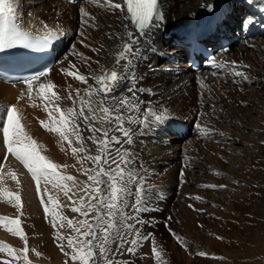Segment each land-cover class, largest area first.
<instances>
[{
  "label": "bare ground",
  "instance_id": "6f19581e",
  "mask_svg": "<svg viewBox=\"0 0 264 264\" xmlns=\"http://www.w3.org/2000/svg\"><path fill=\"white\" fill-rule=\"evenodd\" d=\"M211 1L213 0H158L165 15L164 24L156 31L153 41L143 48L142 59L136 64L137 74L143 77L138 87L151 88L156 92L155 96L140 94V99L152 100V106L160 111H166L167 118L161 124L145 129L142 135L139 133L140 126L125 124V127L137 129L135 142L132 145L125 143L122 148H118L121 154L127 149L139 158V162L145 167L143 175L145 180H158L150 193L151 202L153 199L156 203L165 201L169 204L173 200V203L179 204L178 197L184 191L183 183L186 178L183 168H180L181 170L176 168L179 166V160L188 167L189 181L192 179L197 186L207 185L209 181L205 178V174L214 169L223 174L219 179L221 182L224 174H227L224 167L227 164V158L230 162V151H239L247 144L242 136L244 132L257 128L264 137V0H251V2L222 0L226 10L223 22L225 26L228 27L231 24L232 27L242 26L243 29L240 43H232L222 54V58L227 62L236 61L239 65L248 66L240 69L249 76L246 83L241 84L240 78H234L228 69L215 75L203 72L194 74L182 70L180 68L184 64L181 60L182 51L172 46V36L166 35L168 31L181 27L191 15L202 8V5ZM102 2L103 0H99V3L94 4L90 0L69 4L59 0H13L16 5L15 16L33 33L59 31L64 33V40L58 53V63L51 68L46 78L42 77L39 82L34 83L32 99L28 98L27 86L23 82L9 84L0 81V113L4 107L15 106L23 132L36 142L41 155L60 166L57 171L64 176H69L68 173H63L66 168V159L70 155L68 142L62 141L58 133L47 130L40 123L50 121L51 107L49 106V111H45V106L50 99L65 112L70 108L79 110V103L74 105V101L77 100L76 89L83 90L86 85L74 79L73 76L67 75L63 69L73 72L79 70V73L85 76L93 73L103 75L110 74L112 70L123 73V65L126 63L121 61L120 65H116L115 53L120 50L116 44L119 41L114 43L106 36V33L115 31L123 33L124 30L120 27L122 21L117 18L120 12L119 10L112 12L101 7ZM114 2H120V0H114ZM82 7L95 18L94 21L89 20L88 24L81 23L79 9ZM249 18L251 23L247 22ZM123 22L128 23L130 30L134 31L130 21ZM93 23L95 27L90 26ZM45 25L47 28L44 27ZM232 30L233 28H230V31ZM80 33L84 35L81 36ZM134 35L138 34L134 31ZM100 43L105 45V49L99 53L92 51L93 48H99ZM84 58H88L87 62ZM69 62L76 67L69 68ZM233 79L237 82L233 83ZM49 81L54 85L53 91L60 97L59 100L52 97L47 87L42 90L44 99H41L39 84L47 85ZM88 83L96 86L92 79H89ZM201 83L204 87H201ZM204 91L209 92L210 99H204L202 96ZM22 92L25 93L23 97H21ZM121 92L131 95L126 93L125 87H121L116 94L119 95ZM69 95L72 99H69ZM81 95L83 96V91ZM201 112L203 117L199 115ZM53 115L58 116L55 113ZM232 119L233 122H231ZM173 121L178 125L177 132H181L182 137H178L175 129L170 126ZM76 122L81 126L88 154L97 155L96 145L87 139L91 133L87 131L82 120ZM200 122L202 126L204 124L209 126L205 128L211 129V133L204 135L205 132L197 128L198 124L201 126ZM229 122L241 131L238 136L227 132L229 128H225L224 124ZM95 127L99 128L101 124L97 121ZM118 134L116 131L110 133V135H121ZM207 136L208 139H205ZM115 149L110 150L112 155H117ZM261 149L263 153L264 144L261 145ZM5 153L3 133L0 130V217L8 218L0 221V243L10 245L21 254L20 247L25 241L7 230L16 227L10 221L19 217L20 227L26 235L27 242L32 243L42 252L43 257L38 260L43 264H66L65 261L70 260L64 259L65 255L57 247L55 237L58 234L64 236L70 234L67 220L61 221L58 216L57 227H53L51 215H46L44 211L47 195L42 197L38 194L36 182L27 174L23 165L11 154H8V159L5 160ZM175 159L177 163L174 162ZM214 162L220 167L214 166ZM9 173H14L19 183L13 180ZM177 174H179V181L176 182L173 179L177 178ZM41 187H44L43 182ZM48 188L53 196L60 200V191H56L51 185H48ZM257 190L264 194L263 188L259 187ZM6 193L19 194L20 208H17L15 200ZM259 197L264 198V195ZM37 204H40L41 208ZM57 211L59 212L58 209ZM156 211L163 218V214ZM154 212L153 209L150 210V213ZM60 223L65 226L61 228ZM186 226L190 228L189 225ZM175 227L182 236V231L179 229L182 225L175 224ZM157 250L161 251V255L167 258L169 264H191L172 240L162 245V249ZM2 255L3 252H0V262L3 260Z\"/></svg>",
  "mask_w": 264,
  "mask_h": 264
},
{
  "label": "snow or ice",
  "instance_id": "6c2138e0",
  "mask_svg": "<svg viewBox=\"0 0 264 264\" xmlns=\"http://www.w3.org/2000/svg\"><path fill=\"white\" fill-rule=\"evenodd\" d=\"M251 2V0H248ZM92 3H99V0H92ZM101 7L107 8L112 12L119 10L120 14L117 16L122 22L120 27L123 28V33L120 31H115L112 33H106L108 40L116 43V47L120 49L115 53L116 65H120L121 61H126L123 65V73H118L116 70H112L104 75L90 74L85 76L79 73V70L73 72L67 69H63L67 75L73 76L74 79L80 81L86 87L81 89H76L77 100L74 101V105L79 103V110L75 108H70L67 112L63 111L58 104L53 103L50 99L48 104L45 106V111H49V106L51 111L49 112V122L41 121V126L45 127L47 130L58 133L62 141H67L68 145L75 155L77 153H84L82 160H88L92 163L93 168H84L83 173L88 176V179L93 182L94 187H89L85 185L81 191H84L85 196L89 200L87 206V211L84 210L83 201L84 196L80 198L81 206H72L71 211L74 213H79L83 217H88L89 213L95 212V216L92 217V222L88 219L80 220L78 227L74 224V221L67 219L62 216L58 211L60 207L58 203V197H54L49 191L48 185H51L53 189H58L63 193L65 197L68 198L71 205H75L77 202L73 201L72 196L69 195L72 187H78L75 183V178L72 176L61 175L57 168L60 167L51 161H49L45 156L41 155L38 151V146L35 141H32L26 133L23 132L22 126L19 119L17 118V109L15 106H7L6 119L0 120L2 123V133H3V145L6 148V153L4 159H8V154H11L16 160L20 161L27 171L31 174L33 180L36 182L37 193L42 197L47 195V201L44 202V211L50 214L53 221V227H57V217L60 220L67 219V226L72 228L75 236H64L58 234L55 239L57 241V247L63 252L65 256H70L71 260L74 262L79 261V264H100V259H105L106 264H118L114 259L107 260L108 252L111 250V244L119 240V248L128 243V235L134 230V225L128 221L135 220L137 223L138 218L135 215L126 214L124 209L129 206L132 208L133 213L137 211H142L141 203L147 200V196L142 195L140 199L137 200L135 204L129 205L128 201L125 199L126 196H131L132 190L130 185L134 183H140V187L136 188V193L144 194L146 188L144 186V178L138 176L133 168L128 166L133 165L136 157L133 153L127 149L121 154L120 148H116L115 151L119 158H111V147L112 145L123 144H134V137L137 134V129L132 127H125V124L138 125L139 133L142 135L145 129L150 128L153 125L161 124L166 118V111H160L152 106V100L140 99V94H146L148 96H155L151 88L138 87V83L143 79L136 72V64L142 59L143 48L149 45L155 36L156 31L162 28L165 15L160 6L158 0H120V2H114V0H103L100 4ZM206 7L209 11L213 10L212 4L202 5ZM126 10V14H125ZM81 13V23L88 24L89 20L94 21L95 18L92 17L85 8L79 9ZM16 5L13 0H0V52L15 48H25V49H36L47 48L53 41L57 40L59 36L63 35V32L59 31H47L42 37V42L39 44L33 43L29 34L22 31L15 23L9 22L10 16H15ZM123 21H131V25L134 27V31L130 30L128 23ZM251 19H248V23H251ZM95 27L94 23L90 25ZM47 28V25L44 26ZM83 36V33H80ZM83 43V41H81ZM89 47V45H85ZM105 45L100 43L99 48H93L92 51L99 53V51L104 50ZM225 51H227L225 49ZM77 55H80L77 53ZM87 62L88 58H84ZM215 67L219 69L227 68L230 74L234 78H240L239 82L241 84L248 82L249 76L246 72L240 70L242 67L247 68V65H239L236 61L225 62L224 64H218L214 60L210 61ZM76 66L69 62V68H75ZM51 70V66L45 67L43 70L35 71L29 76L23 78L22 82L27 86V95L29 99H32L33 85L35 82H39L42 77H47ZM216 73H213L215 75ZM89 79L95 81L93 86L88 83ZM237 81L233 79V83ZM200 83V81H198ZM51 92L52 97L59 100L60 97L55 91H53L54 85L49 81L47 85L44 83L39 84V91L41 94V99H44L42 90L45 89ZM121 87H125L127 95L121 92L119 95L116 93L120 91ZM201 87L204 85L201 83ZM83 91V96L81 92ZM25 95L24 92L21 93V97ZM95 97V98H93ZM69 99H72L69 95ZM147 105V106H146ZM214 107V106H213ZM53 113L58 114L53 115ZM77 120H82L87 131L91 133L87 137L94 145L97 147L98 154L95 156L88 154V149L84 144V137L81 134L80 124ZM99 122L101 127H95V123ZM197 128L202 132L211 133V129L201 128L198 124ZM119 132L121 135H111L112 132ZM99 134V135H97ZM72 138L75 139L76 143L80 147L72 146ZM123 138V139H122ZM115 164V168L111 165ZM108 165V168H105ZM124 165V167H122ZM98 169V171L96 170ZM92 173V174H89ZM13 180H17L14 173H9ZM183 176V173H181ZM106 178V179H105ZM66 181H72L73 184L69 186ZM41 182H43L44 187H41ZM17 183L19 181L17 180ZM103 185V187H101ZM205 187H216L205 185ZM223 188L225 185H220ZM11 196L15 202L17 208L21 206V200L19 194L6 193ZM199 200L200 197H195ZM95 201V203H92ZM189 207H193L189 205ZM107 208V219H105L103 209ZM7 217H0V221L7 220ZM171 219V218H169ZM117 220L120 221V225L117 226ZM11 224L15 225V228H8L7 230L12 234L19 237L20 240L25 241L27 245L26 235L23 233L20 227V219L17 217L10 221ZM107 225V227H105ZM63 228L65 225L60 223L59 225ZM81 228H86L87 230L81 232ZM123 229V231L121 230ZM171 231V229H169ZM175 236V233H172ZM139 236L138 229L135 230V235L131 240V245L127 248L129 253H134V245L138 243L137 237ZM151 233L148 234V237ZM90 237L86 241V245L81 243V238ZM148 237H143L147 239ZM179 240V238H177ZM67 248L71 249V252L65 250V243ZM154 243V242H153ZM99 247L100 256L97 258L95 249ZM25 255L23 260L17 250L12 248L6 243H0V252H7L9 256H12L20 264H30L28 261L26 253L28 252L27 246L22 250ZM34 251V250H33ZM153 253L159 257L160 252L154 246L152 249ZM36 256H40V252L35 253ZM199 255H205L203 252ZM0 264H10V261L5 259ZM67 264V262H66ZM127 264V262H125Z\"/></svg>",
  "mask_w": 264,
  "mask_h": 264
},
{
  "label": "rangeland",
  "instance_id": "374dc122",
  "mask_svg": "<svg viewBox=\"0 0 264 264\" xmlns=\"http://www.w3.org/2000/svg\"><path fill=\"white\" fill-rule=\"evenodd\" d=\"M202 96L206 100L210 99L208 91L202 92ZM203 112L199 113V115L202 116ZM255 117L257 116L255 115ZM231 122H233V119ZM224 125L225 128H229L227 132L230 133V135L238 136L241 133V131L234 127L233 123L229 122ZM205 126V124L204 126L201 124V127L205 128ZM206 127L209 128V126ZM116 133L118 134L119 132ZM244 133L245 134L242 132V136L247 144L239 151L228 152L230 162H228L227 158L226 168L224 167L227 174H224L223 181L219 182L223 174H220V172L215 169L205 174V178L208 179L210 186L216 187H204L205 185L197 186L192 179L189 181L188 167L185 163L183 165L182 160H179V166L181 167L176 166V168L179 170L183 168L186 175L185 182L183 183L184 191L181 195L178 194V199H180L179 204L176 202L173 203V200L170 201L169 204L165 201L156 203L153 199L152 202L150 201V193L158 180H145L143 176L145 167L139 162V158L136 157L133 165L128 167L133 168L138 176L144 178L143 183L146 191L144 194L136 193V188L141 185L140 183H134L130 185L133 194L131 196H126L125 199L128 201L129 205L135 204L142 195L147 196V200L141 203L142 211L133 213L130 206L124 209L126 214L135 215L139 222L137 223L135 220L128 221L134 225L133 232L129 233L127 237L128 243L122 245L118 250L117 245H119L120 242L119 240L114 241L111 244V250L108 252L107 260L114 259L118 264H125V262H127V264H169L167 258L165 259L161 255V251H159L160 256L157 257L152 249L154 246L157 249H162V245L172 240L176 246H179L180 250L186 255V258L191 264H264V198L259 197L264 194L257 190L259 187L264 189V151L263 153L260 151L261 145L264 144V137L262 132L257 128L252 130L248 129V131L246 130ZM118 135H120V133ZM204 135H206V133H204ZM204 135H202V137H204ZM205 139L207 138L205 137ZM233 145L237 147L236 144ZM72 146L77 148L80 147L74 138H72ZM118 147L121 146L112 145L110 150ZM84 155V153H77L74 155L70 149V155L66 159V168L63 172L77 178L75 183L78 187H72L69 192L73 201L77 203L71 205L68 198L65 197L62 192H60V200H58L60 205V207H58L59 213L64 215L67 219L73 220L77 227L79 225L76 222L83 219H88L89 222H92V217L95 216L94 211L89 213L88 217H83L79 213L71 211L72 206H81L80 198L82 196L85 197L82 203L84 205V210L87 211L89 200L81 189H83L85 185L89 187L95 186L93 182L88 179V176L83 173L84 168H93L90 161L82 160ZM111 158L117 159V162H119L117 155L111 154ZM174 162L177 163L178 161L175 159ZM214 166L220 167L216 162H214ZM108 167V165H105V168ZM111 167L115 168V164H112ZM122 167H124V165H122ZM96 170L98 171V169ZM178 175L179 174L176 175V179H173L176 182L179 181ZM65 183L69 186L73 184V182L70 183V181H66ZM209 183L207 185H209ZM220 185H225V187L221 188L219 187ZM101 187H103V185ZM56 191L59 190L56 189ZM195 197H200V199L197 200ZM92 203H95V201H92ZM189 205L193 207H189ZM37 206L41 208L40 204H37ZM152 209L155 211L154 213H150ZM156 210L163 214V218H161V214L157 213ZM107 212L108 209L104 208L103 213L105 219H107ZM172 218L173 222L171 223ZM175 224L182 225V227L179 228L182 231V236H180L176 230ZM119 225L120 221L117 220V226ZM186 225H189L191 229ZM105 227H107V225H105ZM137 229L139 231V236L137 237L139 242L134 245V253H129L127 248L132 246L131 240ZM169 229H171V231H169ZM86 230V228L80 229L81 232ZM121 230L123 231V229ZM149 233H151L150 237H148ZM172 233H175V236ZM70 235H76L72 228H70V234L67 236ZM143 237L148 238L143 239ZM89 238L90 237L81 238V243L86 245V241ZM177 238H179V240ZM64 243L66 251L70 253L71 249L67 248L66 241H64ZM25 246L28 248L26 255L30 264H43V262L38 260L43 257L42 252L30 242H27V245L24 243L20 247L21 254L17 252L21 261L25 255L22 251ZM37 251L40 252V256H36L35 253ZM95 251L97 258H99V247H97ZM201 252L205 255H199ZM2 256L3 260H9L10 264H20V261L9 256L7 252H3ZM64 259L70 260L65 261L68 262V264H74L70 256H65ZM75 264H79V261H76ZM100 264H106V260L100 259Z\"/></svg>",
  "mask_w": 264,
  "mask_h": 264
}]
</instances>
